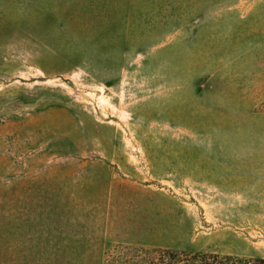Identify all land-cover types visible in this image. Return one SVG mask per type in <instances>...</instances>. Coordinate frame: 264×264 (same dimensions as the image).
Here are the masks:
<instances>
[{
	"label": "rangeland",
	"instance_id": "1",
	"mask_svg": "<svg viewBox=\"0 0 264 264\" xmlns=\"http://www.w3.org/2000/svg\"><path fill=\"white\" fill-rule=\"evenodd\" d=\"M264 258V0H0V264Z\"/></svg>",
	"mask_w": 264,
	"mask_h": 264
},
{
	"label": "trees",
	"instance_id": "2",
	"mask_svg": "<svg viewBox=\"0 0 264 264\" xmlns=\"http://www.w3.org/2000/svg\"><path fill=\"white\" fill-rule=\"evenodd\" d=\"M148 264H264L263 257L222 255L216 252L161 250Z\"/></svg>",
	"mask_w": 264,
	"mask_h": 264
}]
</instances>
